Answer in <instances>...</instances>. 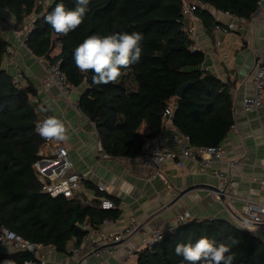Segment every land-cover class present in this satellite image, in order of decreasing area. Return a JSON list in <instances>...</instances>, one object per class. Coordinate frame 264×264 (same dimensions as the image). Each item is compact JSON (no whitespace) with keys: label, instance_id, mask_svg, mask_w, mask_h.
Masks as SVG:
<instances>
[{"label":"trees","instance_id":"1","mask_svg":"<svg viewBox=\"0 0 264 264\" xmlns=\"http://www.w3.org/2000/svg\"><path fill=\"white\" fill-rule=\"evenodd\" d=\"M38 1L0 0V5L13 13L16 28L35 12L34 27L26 39L33 54L58 63L72 84H87L78 106L95 123L107 154L138 157L148 139L139 127L146 123L155 134L162 131L164 111L174 103V123L190 136L194 146L220 144L227 136L234 123V84L206 68L205 52L194 48L192 31L186 27L184 5L194 3L193 12L213 33L215 25L226 24L216 19L211 7L249 19L258 9V0H90L83 23L67 35L54 33L44 17L58 3L73 9L76 0H51L48 5ZM124 32L143 34L140 62L122 68L115 83L93 84L92 73H81L75 66V47L92 34ZM58 42L62 44L60 51L52 56ZM8 44L0 32V233L5 226L28 240L66 251L73 236L80 243L86 234L78 224L71 223L77 212L80 222L89 215L94 226L108 218L117 219L121 212L116 207L101 208L98 200L88 204L76 197H53L42 192L34 166L44 144V138L36 132L41 107L32 97L36 89L32 85L17 86L2 67ZM187 82L178 97L177 89ZM202 236L217 245L230 246L233 264H264V240L223 218L182 223L174 232L167 231L154 247L141 250L135 264H188L175 254V246L194 244ZM31 259L33 255L26 250L0 253V264H28Z\"/></svg>","mask_w":264,"mask_h":264},{"label":"crops","instance_id":"2","mask_svg":"<svg viewBox=\"0 0 264 264\" xmlns=\"http://www.w3.org/2000/svg\"><path fill=\"white\" fill-rule=\"evenodd\" d=\"M211 11L219 22L226 25L233 22L236 28L229 33H210L194 12L186 14V27L193 32L194 43L205 52L206 68L222 80L234 84L233 116L237 131L230 129L221 142L226 150V161L214 160L209 165H203L180 155V147L172 136L184 132L175 125L172 115L163 118L160 132L165 134L164 143L177 152L179 159L183 161V165L177 164L176 160L162 164L160 168L164 179L159 175L153 176V169L143 165L138 157H114L103 150L95 124L78 106L87 84L75 85L67 97L57 88L45 86L49 59L38 57L27 45L19 46L16 43L13 32L17 30L15 16L0 5V32L16 49L13 54L3 57L2 67L13 78L18 77L24 86L32 85L36 89L37 93L32 97L41 107V117L56 116L69 126V139L45 143L42 145L44 151L49 153L56 143H61L68 149L73 162L72 169L84 179L81 188L76 192L82 202L92 204L94 200H98V205L101 206V201L109 198L115 203L121 215L117 220H109L101 230H121L133 220L142 224L141 231L135 233L114 254H110L105 248L99 256H88L85 264H135L139 252L147 247L144 238L158 228H169L185 212H189L191 220H231L264 240V223L257 225L246 222L248 201L264 202V111L246 112L242 108L244 96L254 88L255 57L264 50V11L257 10L249 19L219 11L214 7H211ZM7 23L10 27L6 26ZM59 51L60 48L55 47L51 55L54 56ZM49 105L50 111H42V108H48ZM171 106L174 111L175 103ZM139 131L148 136V139L157 134L146 123L141 124ZM232 158L242 160L241 164L230 169L235 181L233 196L218 200L209 192V189H218L222 185L215 170L228 171L227 161ZM201 159L200 157L199 160ZM100 181L108 183L107 191L99 190ZM87 217L89 215L85 219ZM81 222L78 220L76 224L81 227ZM182 223L183 219L179 218L178 224ZM97 231L96 228L88 227L82 241L88 236H95ZM75 238L77 239L73 236L69 240L66 251L58 250L54 245L51 247L43 244L41 253L45 257V264H74L81 260L82 256L73 253V248L79 243ZM82 241L80 245L84 253L88 251L89 244ZM19 251L21 250L11 242H0V253L11 255Z\"/></svg>","mask_w":264,"mask_h":264},{"label":"built area","instance_id":"3","mask_svg":"<svg viewBox=\"0 0 264 264\" xmlns=\"http://www.w3.org/2000/svg\"><path fill=\"white\" fill-rule=\"evenodd\" d=\"M39 4L48 5L51 3V0H39ZM196 8L194 3L186 2L184 5V12L187 14L193 12ZM264 11V0H258V9ZM36 20V13L29 15L26 19L22 30H13L14 35L19 46H26V39L28 34L32 31L34 27V22ZM236 25L231 22L228 25L217 24L213 28V32L218 35L219 33H229ZM193 36V32H192ZM194 37V36H193ZM217 43H220L217 40ZM61 42H58L56 47H61ZM194 48H199L194 43ZM15 45L9 43L6 47L5 56L13 54L15 52ZM253 75H254V88L253 91L243 98L242 108L244 111L252 110H262L264 111V50L259 52L253 63ZM13 82L19 87H23L18 77L13 78ZM45 86L57 88L64 97L70 95L75 87L68 78L66 73L60 68L58 63L52 64L49 62L45 80ZM173 115V108L169 105L163 114V118ZM47 117H40L36 122V129L39 122L46 119ZM94 123V122H93ZM95 124V123H94ZM233 131H237V126L235 123L231 125ZM37 132V130H36ZM38 133V132H37ZM165 134L164 132H158L153 138L146 140L144 145L143 152L138 156L139 161L143 165L150 166L153 169V176H161L165 179L163 172L161 171L160 166L169 160H176L177 164L183 165V161L179 159L177 152L172 150L167 144L164 143ZM172 139L180 147V155L189 158L192 160L199 161L203 165H209L211 161L225 162L226 150L223 145L215 144L203 147H197L191 144L190 136L186 133L174 134ZM53 140L44 139V144L52 143ZM43 144V145H44ZM40 158L35 162L36 172L38 174L39 180L41 181V190L43 193L49 194L53 197L64 195L67 197H76V193L83 184V176L72 169L73 162L70 159L68 149L61 143H56L53 145L49 153H46L41 146L39 150ZM202 158L199 160V158ZM228 171L224 170H215V173L218 174L221 179V187L218 189H209V192L218 200L223 199L222 196H233V189L235 185L234 178L231 174L230 169L238 166L242 163L240 158L228 159ZM219 170V171H218ZM264 170V169H263ZM263 181H264V171H263ZM98 188L100 191H107L109 186L105 181H100L98 183ZM101 207L104 209H109L115 207V203L109 199L104 198L101 201ZM248 217L246 222L251 224H263L264 223V202L258 200L248 201ZM189 213V212H185ZM185 213L181 217L175 219L171 224L175 225L179 223V218L184 219ZM87 217L84 221L81 222V228L87 230L89 228H96L97 234L95 236H88L83 241L89 244L87 252H82V248L78 243L76 247L73 248V253L76 255L82 256L81 260L76 261L74 264H85V260L90 255L99 256L105 248L108 249L110 254H114L120 246H122L126 241H128L132 236L141 231L142 224L133 220L128 226L124 227L121 230L117 231H106L101 230V227L106 224L109 220L105 219L99 226H94L91 224L90 220ZM117 220V219H116ZM244 221V220H243ZM243 224H246L245 222ZM170 226V227H171ZM169 228L162 229L158 228L150 233L144 238L145 243L148 247H154L160 240L165 236V233L169 231ZM245 229V227H242ZM0 233V242H11L19 250H26L31 252L34 257L31 260H28V264H45V257L41 253V248L44 247L41 243H36L31 240L24 238L22 235L17 234L7 227L2 226ZM176 230V229H175ZM174 230V231H175ZM170 231V232H174ZM162 237V238H161ZM77 241V239L75 238ZM82 241V242H83ZM53 247L52 245H50ZM55 247V246H54ZM82 253V254H81ZM124 264H127L126 262Z\"/></svg>","mask_w":264,"mask_h":264},{"label":"clouds","instance_id":"4","mask_svg":"<svg viewBox=\"0 0 264 264\" xmlns=\"http://www.w3.org/2000/svg\"><path fill=\"white\" fill-rule=\"evenodd\" d=\"M90 0H76L73 9H67L63 3L56 4L55 8L45 17V23L57 35H67L83 23L89 11ZM144 36L139 32L114 33L109 35L92 34L83 40L73 51L75 66L81 73L91 72L92 83L95 85L115 83L121 77V69L139 63L142 55V41ZM51 106L42 108L50 111ZM38 134L47 140L57 142L69 139V126L56 117L48 116L37 125ZM191 216L185 213L184 223L190 222ZM179 224L172 225L169 231H174ZM162 238V237H161ZM232 243L236 240L229 237ZM175 254L182 256L188 264H233L234 255L230 246L220 243L207 236H202L195 243H178ZM4 264H14V261H5Z\"/></svg>","mask_w":264,"mask_h":264},{"label":"water","instance_id":"5","mask_svg":"<svg viewBox=\"0 0 264 264\" xmlns=\"http://www.w3.org/2000/svg\"><path fill=\"white\" fill-rule=\"evenodd\" d=\"M188 82L181 85L178 89H177V96L181 97L183 95L184 89L188 86ZM222 198H225V196L223 195ZM78 210V205L76 204V211ZM78 222V212L76 213V216L73 218L72 220V225H75Z\"/></svg>","mask_w":264,"mask_h":264},{"label":"rangeland","instance_id":"6","mask_svg":"<svg viewBox=\"0 0 264 264\" xmlns=\"http://www.w3.org/2000/svg\"><path fill=\"white\" fill-rule=\"evenodd\" d=\"M8 25H9V23L6 24V26H8ZM23 26H24V24H23ZM23 26H21L20 28H17V30H22ZM9 27H10V25H9ZM27 47H28V45H27Z\"/></svg>","mask_w":264,"mask_h":264}]
</instances>
